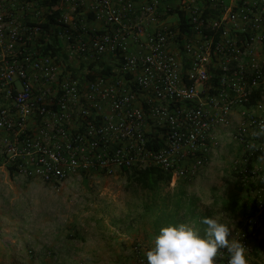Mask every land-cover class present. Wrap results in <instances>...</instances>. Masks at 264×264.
Listing matches in <instances>:
<instances>
[{
    "label": "built area",
    "instance_id": "obj_1",
    "mask_svg": "<svg viewBox=\"0 0 264 264\" xmlns=\"http://www.w3.org/2000/svg\"><path fill=\"white\" fill-rule=\"evenodd\" d=\"M49 1L0 0V165L55 184L151 166L187 178L226 130L253 194L240 233L250 250L264 229V151L248 148L264 120V0ZM45 23L68 61L111 57L115 74L78 75L32 49ZM150 247L135 242L126 264L146 262Z\"/></svg>",
    "mask_w": 264,
    "mask_h": 264
},
{
    "label": "crops",
    "instance_id": "obj_2",
    "mask_svg": "<svg viewBox=\"0 0 264 264\" xmlns=\"http://www.w3.org/2000/svg\"><path fill=\"white\" fill-rule=\"evenodd\" d=\"M175 3L176 0H170L167 5ZM172 20L170 18L168 21ZM91 23L99 26L97 22ZM57 30L58 28L50 25L49 34L46 32L38 37L31 48L38 51L37 45L41 44L43 37L46 40L51 37L58 39L55 35ZM59 41L57 55L64 67L69 63L70 69L78 75L91 69L89 65L94 61H68L66 43ZM3 101L0 98V104ZM239 111L240 108H237L234 114L235 124L239 121ZM218 137L222 146L209 151L205 165L194 176L171 178L166 183L168 192L160 199L162 202L156 212L151 213L154 220L153 229L149 232H142L140 229L131 233L124 229L123 224L118 223L119 218L107 221L102 216L75 215L76 210L68 207L64 209L67 210L65 215L59 213V218L54 220L52 231L41 230L34 237L25 235V177L14 173L8 165L1 164L0 264H126L135 242L151 244L155 235L159 234L156 228L157 213L165 210L164 212L172 214L175 207L181 211L178 219L195 222L201 229L204 227L200 224L203 217L221 212L228 214L236 224L229 239L235 236L236 230L246 231L244 215L253 208V194L250 188L241 186L234 170V160L240 157V147L231 140L226 130L221 131ZM77 184L79 183L75 180H66L61 183L60 188L71 189ZM142 217V212L134 214V222L141 223ZM121 218L120 221H125ZM167 219L168 215H165V221ZM259 234L248 252V261L264 264L263 228L259 229Z\"/></svg>",
    "mask_w": 264,
    "mask_h": 264
},
{
    "label": "rangeland",
    "instance_id": "obj_3",
    "mask_svg": "<svg viewBox=\"0 0 264 264\" xmlns=\"http://www.w3.org/2000/svg\"><path fill=\"white\" fill-rule=\"evenodd\" d=\"M106 62L114 63L111 57L106 58ZM67 67L70 68L69 63ZM81 69L80 67L79 71ZM67 180H75L79 184L71 189H63L60 188L61 184L46 183L37 178H25V235L34 237L38 231H52L54 220L59 218V213L65 215L67 210L64 209L68 207L76 210L75 215L102 216L107 221L119 218L118 223L123 224L124 229L131 233L140 229L142 232H149L153 229L154 220V215L151 213L156 212L162 202L160 199L168 192L166 183H160L153 191L144 189L120 169L112 173L94 172ZM164 211L157 213L159 214L156 221L157 229L167 226L169 222L175 224L183 222L178 219L181 211L177 207L172 210V214ZM141 212L143 213L141 223H135L134 214ZM165 215H168V218L173 216L174 221L171 219L165 222ZM121 217L125 221H120Z\"/></svg>",
    "mask_w": 264,
    "mask_h": 264
},
{
    "label": "clouds",
    "instance_id": "obj_4",
    "mask_svg": "<svg viewBox=\"0 0 264 264\" xmlns=\"http://www.w3.org/2000/svg\"><path fill=\"white\" fill-rule=\"evenodd\" d=\"M248 144L250 151H264L257 140L264 138V120L258 129L251 132ZM264 160V156L260 157ZM204 227L195 222L169 223L159 230L145 251L146 262L142 264H249L248 248L241 242L240 231L229 239L235 222L221 212L200 220Z\"/></svg>",
    "mask_w": 264,
    "mask_h": 264
},
{
    "label": "trees",
    "instance_id": "obj_5",
    "mask_svg": "<svg viewBox=\"0 0 264 264\" xmlns=\"http://www.w3.org/2000/svg\"><path fill=\"white\" fill-rule=\"evenodd\" d=\"M56 0H50L49 6H54ZM55 14H58L56 11ZM182 19V27L184 30H188V25L186 24L185 17L181 14ZM55 18L54 16H50V22H54ZM45 31L48 32L50 30V24L45 23L44 25ZM52 38V37H51ZM50 40H46L47 38H42L41 44L39 43L37 46L38 51L42 54H57L59 51L60 41L56 38H52ZM89 67L92 69L89 76L94 77L96 75H105V76H111L115 74L116 67L106 62L105 59H101L98 61H95L89 65ZM125 173H127L132 181H135L138 183L142 188L149 189L150 191H153L154 188H157L160 183H168L172 178V173L169 171H165L160 167H148L143 170H123ZM172 219V220H171ZM169 220L174 221V218L169 216V218L165 221L168 222ZM171 223V222H169ZM157 232H159V229H157Z\"/></svg>",
    "mask_w": 264,
    "mask_h": 264
}]
</instances>
